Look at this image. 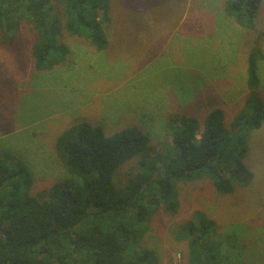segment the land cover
Segmentation results:
<instances>
[{
  "label": "rangeland",
  "instance_id": "374dc122",
  "mask_svg": "<svg viewBox=\"0 0 264 264\" xmlns=\"http://www.w3.org/2000/svg\"><path fill=\"white\" fill-rule=\"evenodd\" d=\"M111 4L107 49L64 32V62L43 71L34 67L29 24L11 15L17 26L0 30V160L21 161L31 195L66 176L55 145L73 126L87 123L106 136L135 128L162 150L176 115L203 122L222 110L230 126L245 105L248 55L264 56V0L251 31L227 16L226 0ZM258 73L264 101V59ZM248 150L251 184L222 194L209 179L180 181V211L157 213L139 246L153 250L158 264H189L180 228L200 212L217 224L211 239L238 264H264V125L250 133ZM140 160L117 172V185L142 171Z\"/></svg>",
  "mask_w": 264,
  "mask_h": 264
},
{
  "label": "trees",
  "instance_id": "16d2710c",
  "mask_svg": "<svg viewBox=\"0 0 264 264\" xmlns=\"http://www.w3.org/2000/svg\"><path fill=\"white\" fill-rule=\"evenodd\" d=\"M262 2L226 0L225 12L251 31ZM111 8V0H0V30L8 33L20 21L29 24L34 67L43 71L64 62L69 52L61 42L64 32L98 51L107 49L104 25L111 21ZM263 59L258 50L248 55L245 105L230 126L222 110L203 122L176 115L172 141L162 150L135 128L106 136L87 123L73 126L55 145L66 176L36 195L30 194L27 168L4 155L0 264H158L154 251L139 243L157 213L180 211L177 183L209 179L222 194L252 183L254 175L245 159L250 133L264 125L258 73ZM136 158L142 171L117 185V172ZM216 228V222L200 212L181 226L189 264H238L211 239Z\"/></svg>",
  "mask_w": 264,
  "mask_h": 264
}]
</instances>
